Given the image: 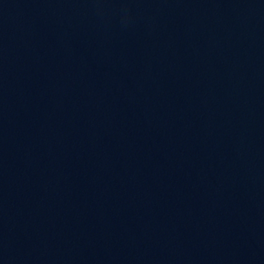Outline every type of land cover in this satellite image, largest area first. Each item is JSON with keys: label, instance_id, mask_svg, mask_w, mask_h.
Returning <instances> with one entry per match:
<instances>
[{"label": "water", "instance_id": "water-1", "mask_svg": "<svg viewBox=\"0 0 264 264\" xmlns=\"http://www.w3.org/2000/svg\"><path fill=\"white\" fill-rule=\"evenodd\" d=\"M0 264H264V0H0Z\"/></svg>", "mask_w": 264, "mask_h": 264}]
</instances>
